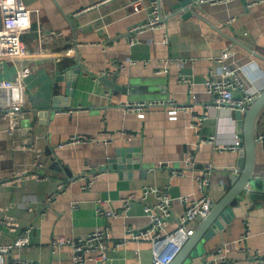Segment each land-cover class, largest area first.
<instances>
[{"label": "crops", "instance_id": "1", "mask_svg": "<svg viewBox=\"0 0 264 264\" xmlns=\"http://www.w3.org/2000/svg\"><path fill=\"white\" fill-rule=\"evenodd\" d=\"M133 1L23 0L30 10L31 27L21 38L29 57L14 62L30 68L24 79L26 112L19 120L21 128L12 132L0 119V220L10 216L18 225L12 230L0 221V242H12L30 225L29 241L12 246L0 257V264L16 257L39 264H74L72 249L66 244L52 246V239L83 237L104 225L109 226L111 243L122 240L126 226L148 223L139 200L143 186H166L173 203L180 195L200 194L192 171L185 168L188 158L195 169L211 164L212 180L201 192L213 204L231 186V175L239 170L240 147H218L239 139L235 109L212 103L204 81L217 75L216 57L228 47L242 64L245 87L260 92L264 1L158 0L161 25L144 29L139 40L130 43L129 28L149 15L147 0L140 1L137 11L132 9ZM70 46H76V58L62 54ZM5 64L11 67L4 75L13 77L12 63ZM67 87L73 94L69 104L62 105ZM55 91L59 106L47 115H36ZM166 100L188 107L169 118L165 105L138 109L124 104ZM139 111L143 116L137 115ZM77 134L85 140H70ZM263 134L264 108L254 122L253 175L261 179L264 140L258 136ZM210 135V141H202ZM30 143L39 155L28 147ZM120 147L125 152L116 157V164L124 166L106 167ZM133 161L138 165L126 166ZM171 168L186 171L171 176ZM129 194L133 199L124 209L121 199ZM99 199L119 214L111 218L98 214ZM148 200L154 203L157 198L151 193ZM218 216L212 232L184 264L211 263L223 244L228 248L225 264H264V197L241 195ZM200 219L188 225L194 228ZM175 225L169 217L164 232ZM246 231L247 237L235 243ZM150 256L149 242L127 240L111 248L106 264H148Z\"/></svg>", "mask_w": 264, "mask_h": 264}, {"label": "built area", "instance_id": "2", "mask_svg": "<svg viewBox=\"0 0 264 264\" xmlns=\"http://www.w3.org/2000/svg\"><path fill=\"white\" fill-rule=\"evenodd\" d=\"M142 0H134L131 4L132 9L137 11ZM214 2L216 0H208ZM264 1V0H262ZM149 8V15L147 18L139 23L132 25L128 32L127 38L130 43L139 40V36L146 28L153 29L161 25V16L158 0H147ZM30 10L24 5L23 0H0V119H5L8 122L6 131L12 132L21 128L19 120L26 112L24 108V79L29 74L30 68L28 64L19 62L15 64V60L23 61L29 57V50L22 40L21 35L28 31L31 27ZM53 34V32H51ZM62 54L77 57L76 46H70L63 50ZM218 61L217 75L206 78L204 81L205 92L209 100L217 106H228L232 109L244 110L256 98L259 91L246 88L244 81L240 75L242 64L240 60L233 55L232 49L226 47L216 57ZM182 62L184 60L178 59ZM6 62H11L13 66V77H7L3 73V65ZM132 62V61H131ZM117 64H114L116 68ZM118 66H123L121 63ZM158 72L164 71L158 69ZM182 80L189 84L191 80L189 77H182ZM129 108L142 109L147 105H165L169 118H174L177 109L187 108L186 105H180L173 100L166 101H133L124 103ZM139 116H143V112L139 111ZM30 128L27 129V132ZM106 133V132H104ZM131 137V133H127ZM85 137L82 134L72 135L70 140L84 141ZM212 136L203 138L202 141L211 140ZM260 141L264 140V134L259 135ZM28 145V144H27ZM239 147V139L236 138L231 145H221L219 149L236 148ZM38 154V149H34L33 143L28 145ZM185 168L193 173V179L197 183L199 195L195 193L183 194L175 199L178 203H173V198L168 195L165 187L143 186L139 195V200L143 204V210L148 217V223L144 226H126L125 238L111 243L109 241V226L97 227L87 233L83 237H66L59 235L52 239L51 245L66 244L72 249V262L80 264L86 261H91L93 264H106L109 259V253L112 247H119L126 243L127 240H146L150 244L151 256L148 264H168L179 251L183 243L186 241L188 235L192 232L193 227L188 223L196 219L202 218L210 211L213 201L212 198L202 193V189L212 180V166L205 164L200 169L193 167L192 161L188 158L185 160ZM185 169L171 168V176L184 175ZM95 175L87 176L86 187L92 182ZM62 185H59V188ZM248 188L249 186L246 185ZM155 194L157 200L154 203L149 202L148 195ZM133 195L129 194L121 199L122 207L126 209L131 203ZM105 200H96V211L98 214L106 218L115 217L119 211L113 208H105ZM178 206H177V205ZM172 218L176 225L167 232H164L165 225L168 218ZM9 229H15L17 222L10 216H4L1 220ZM30 225L25 227L21 234L10 243L0 242V257L6 255L12 246H23L28 243V231ZM248 235V231L242 233L234 242H242ZM226 251L228 248L226 244L219 248L211 257L212 264H225ZM257 252V251H256ZM253 255L256 260H259L257 254ZM262 262V260H261ZM205 262L204 264H211ZM9 264H39L32 259L12 258ZM128 264V263H126Z\"/></svg>", "mask_w": 264, "mask_h": 264}, {"label": "water", "instance_id": "3", "mask_svg": "<svg viewBox=\"0 0 264 264\" xmlns=\"http://www.w3.org/2000/svg\"><path fill=\"white\" fill-rule=\"evenodd\" d=\"M77 70V69H76ZM63 78V77H59ZM57 87V86H56ZM73 94V89L65 88L64 96L62 98V105H68V97ZM55 96V97H54ZM59 95L55 91L54 95L50 97L46 107L38 108L36 115H47L52 110L56 109L59 101ZM264 108V85L254 101L244 110L235 109V117L237 118V131L239 138V155L238 160L239 170L231 175L232 184L211 207L207 215L202 217L199 222L192 229L186 241L183 243L174 258L168 264H184L189 257L196 251L199 243L205 238L207 233H211L214 224L217 223L219 214L226 208L229 211L230 204L237 201L241 195L250 197L261 196L264 197V179L253 175L254 153H255V135L254 122L257 115ZM31 123V122H30ZM124 148L120 147L115 151V156L109 159L106 167H123L122 163L116 164V157L124 155ZM123 159H120V161ZM136 160V159H133ZM114 162L113 165L110 163ZM136 162L128 163L126 166H136ZM246 185L249 187L247 188ZM262 190V191H261Z\"/></svg>", "mask_w": 264, "mask_h": 264}, {"label": "rangeland", "instance_id": "4", "mask_svg": "<svg viewBox=\"0 0 264 264\" xmlns=\"http://www.w3.org/2000/svg\"><path fill=\"white\" fill-rule=\"evenodd\" d=\"M9 67H11L10 65H3V73L5 74L7 72V70L9 69Z\"/></svg>", "mask_w": 264, "mask_h": 264}]
</instances>
